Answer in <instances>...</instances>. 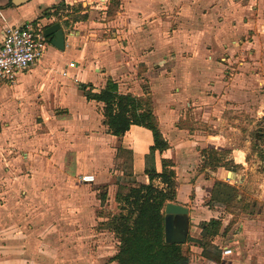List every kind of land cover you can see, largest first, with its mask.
<instances>
[{
	"label": "crops",
	"instance_id": "0c3cea01",
	"mask_svg": "<svg viewBox=\"0 0 264 264\" xmlns=\"http://www.w3.org/2000/svg\"><path fill=\"white\" fill-rule=\"evenodd\" d=\"M27 21L43 33L59 22L64 43L44 33L42 56L0 82V264H118L117 240L93 246L107 193L99 202L90 187L110 184L122 150L128 175L147 182L153 135L137 124L122 136L108 130L103 103L79 86L99 92L109 79L150 97L168 143L155 168L171 160L173 202L188 209L189 264H264V0H0V44L8 26ZM167 78L176 84L157 90ZM241 113L260 118L252 143L237 131L249 126ZM209 150L232 164H205ZM87 173L93 181L81 180ZM211 219L220 223L204 248Z\"/></svg>",
	"mask_w": 264,
	"mask_h": 264
},
{
	"label": "trees",
	"instance_id": "16d2710c",
	"mask_svg": "<svg viewBox=\"0 0 264 264\" xmlns=\"http://www.w3.org/2000/svg\"><path fill=\"white\" fill-rule=\"evenodd\" d=\"M79 87L87 99L103 103V122L112 134L122 136L132 124H137L148 128L153 135V144L144 154L147 182L133 181L123 186L124 192L119 186L114 196L117 212L107 216L106 225L118 239L113 259L118 264H189V248L184 243H169L164 239V206L175 198V171L171 160L167 159H162L160 171L155 168V153H162L168 143L152 112L150 97L120 93L110 79L99 92H93L85 85ZM261 131L262 149L258 150L263 151L259 155L264 161V123ZM253 146L257 144L253 143ZM226 155L225 150H209L205 164L229 166L232 162L225 160ZM219 223L211 219L202 224L201 245L204 248L211 245L210 236L217 232Z\"/></svg>",
	"mask_w": 264,
	"mask_h": 264
},
{
	"label": "rangeland",
	"instance_id": "374dc122",
	"mask_svg": "<svg viewBox=\"0 0 264 264\" xmlns=\"http://www.w3.org/2000/svg\"><path fill=\"white\" fill-rule=\"evenodd\" d=\"M171 80H169V78L166 79V81H163L162 85L159 83L155 84V87L157 90H166V88L168 86H170ZM176 84L175 82L171 83V86L173 84ZM258 97V95H257ZM262 106H264V102H262ZM260 112H264V107L262 108L261 106H259V110ZM192 111H190V109H187V113L190 114V118H193V113H191ZM264 114V113H263ZM234 117H241L242 120H245L246 125L249 126H245L240 128L238 127L239 133L243 136L244 139H248L251 143L254 142V140L257 138V136L259 135L258 133V126L257 124H254L253 121H255L257 119V117L255 116H249L248 114L246 116L243 117V114H239V115H235ZM260 119V118H258ZM257 119V120H258ZM194 120V119H189ZM200 119H197V121H194L193 124H204V128L207 130L206 127V123H204V121H199ZM202 128V129H204ZM215 130V129H214ZM232 135V134H231ZM252 151L254 150V146L252 144L251 146ZM131 172V156L129 154V152L122 150V152H120L119 156L117 158L114 159L113 163L110 164V166L108 167V173L107 176L110 179V184H107L106 186H101L97 189V187L92 186L90 188H94L96 191V196H97V200H99V202L101 201V193L103 190H106L107 193V197L106 199L102 202H100V207H97L95 209V214H97L98 216H108L110 214H113L115 212H117V204L114 200V192L117 189H120L119 186H122L121 190L124 192L126 189H123L124 185H128L131 182H133V180H135L134 177L129 176L128 173ZM133 174V173H132ZM113 197V198H112ZM99 219L97 225L92 226L91 228H93V230L98 233L96 240L94 239V245H97V242L101 245H110V243H114L115 244V240L118 241L117 237H115L114 233L107 227L106 222L107 220L104 218ZM97 228V229H96ZM95 238V237H94ZM90 244H93V240L89 239ZM116 245H118V243H116Z\"/></svg>",
	"mask_w": 264,
	"mask_h": 264
},
{
	"label": "built area",
	"instance_id": "2783aa9c",
	"mask_svg": "<svg viewBox=\"0 0 264 264\" xmlns=\"http://www.w3.org/2000/svg\"><path fill=\"white\" fill-rule=\"evenodd\" d=\"M45 47L42 29L34 27L32 22L8 26L0 44V82H14L17 73L32 66L42 56ZM81 180L93 181L94 175L83 174ZM222 252L231 253V249L224 248Z\"/></svg>",
	"mask_w": 264,
	"mask_h": 264
},
{
	"label": "water",
	"instance_id": "95a60500",
	"mask_svg": "<svg viewBox=\"0 0 264 264\" xmlns=\"http://www.w3.org/2000/svg\"><path fill=\"white\" fill-rule=\"evenodd\" d=\"M14 4H20L25 0H12ZM45 35H53L51 43L62 48L64 43V33L59 22H52L45 26ZM188 209L186 206L173 201L166 202L164 206V239L169 243H183L186 240L187 220L185 215ZM180 219L182 223H178Z\"/></svg>",
	"mask_w": 264,
	"mask_h": 264
},
{
	"label": "flooded vegetation",
	"instance_id": "af4514ba",
	"mask_svg": "<svg viewBox=\"0 0 264 264\" xmlns=\"http://www.w3.org/2000/svg\"><path fill=\"white\" fill-rule=\"evenodd\" d=\"M178 223H182L180 219L177 220Z\"/></svg>",
	"mask_w": 264,
	"mask_h": 264
}]
</instances>
